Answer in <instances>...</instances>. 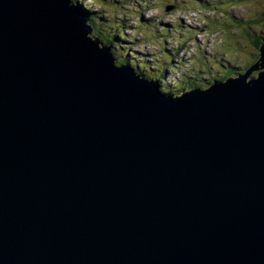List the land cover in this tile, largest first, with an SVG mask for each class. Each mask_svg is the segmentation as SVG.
I'll return each instance as SVG.
<instances>
[{"label": "water", "instance_id": "water-1", "mask_svg": "<svg viewBox=\"0 0 264 264\" xmlns=\"http://www.w3.org/2000/svg\"><path fill=\"white\" fill-rule=\"evenodd\" d=\"M69 0H0V264H264V42L166 95Z\"/></svg>", "mask_w": 264, "mask_h": 264}, {"label": "rangeland", "instance_id": "rangeland-1", "mask_svg": "<svg viewBox=\"0 0 264 264\" xmlns=\"http://www.w3.org/2000/svg\"><path fill=\"white\" fill-rule=\"evenodd\" d=\"M130 1L137 12L127 7ZM197 1L201 3L195 5ZM197 1L78 0V4L93 15H103L104 24L123 26L128 53L149 64L154 61L165 66L160 80L175 97L184 93L182 89L189 80L191 85L196 80L221 81L248 70L259 56L251 33L259 46L264 40V21L260 20L264 17V0ZM232 18L235 23L228 26ZM111 51L117 61V54Z\"/></svg>", "mask_w": 264, "mask_h": 264}, {"label": "trees", "instance_id": "trees-1", "mask_svg": "<svg viewBox=\"0 0 264 264\" xmlns=\"http://www.w3.org/2000/svg\"><path fill=\"white\" fill-rule=\"evenodd\" d=\"M80 1H82V0H80ZM72 2L75 5H80V4H78V0H74ZM196 5H198V4H196ZM127 7L131 8L132 12H134V13L138 11V10H136V5L134 3H131V1H130V4L127 5ZM127 7L125 5V8H127ZM83 11L85 13V16L88 18V23H90L94 29L92 36L99 38L102 45L109 44L110 46H112L111 49L113 50L114 54H117L116 55L117 56V61H116L117 65L124 64V65L132 68L133 71L138 76H140L144 79H147V80L156 81V82H158V84L162 83V80H160V79L162 78V74H164V72H162L161 68H163L165 66H162V64H160L158 62L155 64V62L153 60H152L153 62L149 64L145 61H142L137 56L134 57L133 53H131V54L128 53L129 47L124 45L125 36L123 34V26H121L120 24L113 25L114 23H111L112 25L111 24H104V22L102 21L103 15H96V14L93 15L92 13H90L92 11H90L89 8H87V7H85V8L83 7ZM140 11H143V10H139V12ZM232 20H233L232 23L229 24L228 26H232V24L235 23L234 22L235 18H232ZM260 20L264 21V17H262ZM257 21H259V20H257ZM110 27H113L114 29L111 28L112 29L111 30ZM158 28H160V27H157V29ZM162 29L166 30V28H161V31H162ZM138 30H140V28L137 27V32H141V30L140 31H138ZM140 35H143V34L140 33ZM250 37H251V41L254 43V46L256 47L257 51L259 52V48L262 45L259 46V44L257 42L253 41V39H255L254 34L251 33ZM232 39H233V36H232ZM263 42H264V40H263ZM116 51H117V53H115ZM127 53L129 55V57H128ZM119 56H122V58H119ZM169 67L171 68V66H169ZM219 79H221V78H219ZM222 80H224V79H222ZM209 82H217V79H211V81H209ZM209 82L196 80V81H193V84L191 85L190 84L191 80H189V81H187V85L185 87H183L182 90H191L194 88H203V87L205 88ZM161 85H160V91L166 95H171Z\"/></svg>", "mask_w": 264, "mask_h": 264}, {"label": "bare ground", "instance_id": "bare-ground-1", "mask_svg": "<svg viewBox=\"0 0 264 264\" xmlns=\"http://www.w3.org/2000/svg\"><path fill=\"white\" fill-rule=\"evenodd\" d=\"M209 1H210V0H209ZM72 6L76 7L79 11H81V12L85 15L82 6H80V5H75V4H73V3H72ZM87 24H88V25L90 26V28L92 29V31H91V33H90V37H91L92 39H96L97 37H93V36H92V33L94 32V29H93V27L91 26V24L88 23V18H87ZM97 39L99 40V38H97ZM99 42H100V40H99ZM100 44H101V42H100ZM104 46H110V45L107 44V45H104ZM110 48H111V46H110ZM110 51H111V50H110ZM111 54H112V56L114 57L112 51H111ZM130 54H131V53H130ZM114 59H115V57H114ZM115 63H116V59H115ZM116 65H117V63H116ZM121 65H123L124 67L130 69V70L133 72V69H132V68H130V67L124 65V64H121ZM121 65H117V66H121ZM134 73H135V72H134ZM135 74H136V73H135ZM136 75H137V74H136ZM137 76H138V75H137ZM139 77H140V76H139ZM140 78H142V77H140ZM143 79H144V78H143ZM145 80H147V79H145ZM147 81H151V80H147ZM152 82H153V81H152ZM210 86H211L210 83H208L207 86L205 87V89L209 88Z\"/></svg>", "mask_w": 264, "mask_h": 264}, {"label": "clouds", "instance_id": "clouds-1", "mask_svg": "<svg viewBox=\"0 0 264 264\" xmlns=\"http://www.w3.org/2000/svg\"><path fill=\"white\" fill-rule=\"evenodd\" d=\"M247 70H245V71H243L241 74H239V75H242V74H244L245 72H246ZM238 75V76H239ZM238 76H232V77H230V78H235V77H238ZM228 79V78H227ZM226 80V79H225ZM221 81H224V80H221ZM162 84V83H161ZM161 84H159V86L161 85ZM162 87H163V85H161ZM195 89V88H194ZM205 89V88H204ZM187 91H189V90H187ZM186 91H184V93H185Z\"/></svg>", "mask_w": 264, "mask_h": 264}, {"label": "flooded vegetation", "instance_id": "flooded-vegetation-1", "mask_svg": "<svg viewBox=\"0 0 264 264\" xmlns=\"http://www.w3.org/2000/svg\"><path fill=\"white\" fill-rule=\"evenodd\" d=\"M210 83V85L213 83V82H209ZM204 88V87H203ZM185 91H187V90H185ZM181 92V91H180Z\"/></svg>", "mask_w": 264, "mask_h": 264}]
</instances>
